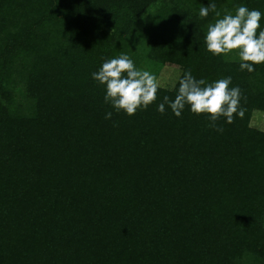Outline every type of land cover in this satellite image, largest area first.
I'll return each instance as SVG.
<instances>
[{"label":"trees","instance_id":"1","mask_svg":"<svg viewBox=\"0 0 264 264\" xmlns=\"http://www.w3.org/2000/svg\"><path fill=\"white\" fill-rule=\"evenodd\" d=\"M240 6L264 31V0H0V264H264V63L206 46ZM121 54L180 72L134 116L92 77ZM189 70L231 77L244 117L161 114Z\"/></svg>","mask_w":264,"mask_h":264},{"label":"clouds","instance_id":"2","mask_svg":"<svg viewBox=\"0 0 264 264\" xmlns=\"http://www.w3.org/2000/svg\"><path fill=\"white\" fill-rule=\"evenodd\" d=\"M210 9L217 17L221 16L214 3L202 7L199 15L207 17ZM261 18L260 11L249 10L246 6L238 7L235 15L225 14L208 26L207 50L226 60L235 53L240 58L241 70L254 72V65L264 63V31L258 33ZM92 77L106 86L105 103L110 104L116 112L123 111L129 116H134L138 110H147L155 103L161 86L155 74L137 69L133 60L125 54L106 60L98 72L92 73ZM231 83V77L207 83L204 79H196L189 70L179 80L175 99L163 97L158 111L164 114L167 104L175 116L181 117L185 107L189 106L196 115L207 114L211 121L209 126L223 132V128L217 126V121L225 118L231 124L236 116L243 118L246 111L240 103L241 89L230 87ZM112 115L111 111L107 112L105 119H111Z\"/></svg>","mask_w":264,"mask_h":264},{"label":"rangeland","instance_id":"3","mask_svg":"<svg viewBox=\"0 0 264 264\" xmlns=\"http://www.w3.org/2000/svg\"><path fill=\"white\" fill-rule=\"evenodd\" d=\"M180 72L172 68H165L158 77L161 86L172 88L176 83ZM252 126L264 130V114L256 113L252 118Z\"/></svg>","mask_w":264,"mask_h":264}]
</instances>
